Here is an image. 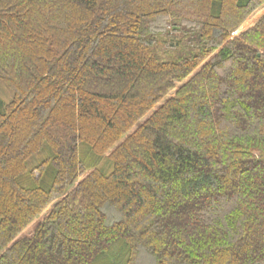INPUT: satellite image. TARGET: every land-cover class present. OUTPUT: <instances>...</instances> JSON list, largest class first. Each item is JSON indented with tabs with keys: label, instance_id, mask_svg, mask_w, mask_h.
Here are the masks:
<instances>
[{
	"label": "trees",
	"instance_id": "obj_1",
	"mask_svg": "<svg viewBox=\"0 0 264 264\" xmlns=\"http://www.w3.org/2000/svg\"><path fill=\"white\" fill-rule=\"evenodd\" d=\"M261 2L0 0V264H264Z\"/></svg>",
	"mask_w": 264,
	"mask_h": 264
},
{
	"label": "rangeland",
	"instance_id": "obj_2",
	"mask_svg": "<svg viewBox=\"0 0 264 264\" xmlns=\"http://www.w3.org/2000/svg\"><path fill=\"white\" fill-rule=\"evenodd\" d=\"M264 17V0L258 5V7L248 15V17L245 19V21L241 24L240 28L236 32L235 35L244 32L245 30L253 27L258 21L261 20V18ZM173 92L170 93L172 95ZM0 97L3 99L4 102H9L12 99V92L9 90L4 84H0ZM86 146L81 144L80 150H81V157L84 156L83 152L85 151ZM98 168L106 170V173H109L110 168V162L107 161V159H103L101 163L99 164ZM54 204V203H53ZM53 204H50L42 213L41 215L34 220L29 226H27L22 233L19 235V238L22 237H30L38 225V223L43 219V217L50 211Z\"/></svg>",
	"mask_w": 264,
	"mask_h": 264
}]
</instances>
